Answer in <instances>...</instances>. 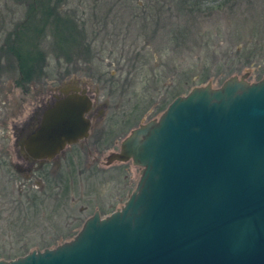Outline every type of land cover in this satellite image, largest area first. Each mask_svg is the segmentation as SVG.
I'll list each match as a JSON object with an SVG mask.
<instances>
[{"label": "rangeland", "instance_id": "374dc122", "mask_svg": "<svg viewBox=\"0 0 264 264\" xmlns=\"http://www.w3.org/2000/svg\"><path fill=\"white\" fill-rule=\"evenodd\" d=\"M184 1L61 0L66 4L64 15L75 13L86 22L94 57L73 58L78 65L61 57L58 66L54 52H49L44 69L49 76L41 75L24 89L15 83L14 58L2 60L0 260L55 248L72 240L95 213L104 218L120 209L134 190L140 169L131 162L107 167L105 157L117 152L134 129L158 120L176 97L208 83L219 88L233 76L246 75L250 83L264 78V51L256 43L258 39L264 45V0H230L220 10L209 7L224 0H207L202 14L190 13ZM31 2L0 0V45L23 20ZM35 2L37 6L41 1ZM53 31L51 23L43 52L52 48ZM38 39L42 36L31 40ZM71 82H80L104 104L106 141L59 172L50 173L53 166L48 165L29 177L19 174L18 124L35 103V90L50 87L53 92ZM93 155L98 162L89 165Z\"/></svg>", "mask_w": 264, "mask_h": 264}, {"label": "water", "instance_id": "95a60500", "mask_svg": "<svg viewBox=\"0 0 264 264\" xmlns=\"http://www.w3.org/2000/svg\"><path fill=\"white\" fill-rule=\"evenodd\" d=\"M88 109L85 98L57 103L28 153L53 159L87 137ZM114 161L141 169L120 209L0 264H264V78L192 88L134 129Z\"/></svg>", "mask_w": 264, "mask_h": 264}, {"label": "trees", "instance_id": "16d2710c", "mask_svg": "<svg viewBox=\"0 0 264 264\" xmlns=\"http://www.w3.org/2000/svg\"><path fill=\"white\" fill-rule=\"evenodd\" d=\"M38 0H32L28 3L27 8L23 11L25 13L23 20L18 24L17 30L12 36H9V42L6 43V53L14 58L17 63L18 78L15 82L16 85L22 89L33 81L41 79V75L49 76L45 73L44 69L47 67V57L49 52H54L56 64L60 66V58L63 57L68 64L78 65L77 61H72L73 58H88L94 57V50L92 41H87L88 36L85 29V24L75 13H71L73 16H66L63 11L65 3H61V0H54L51 4V0H47L46 3L40 0V5L36 6ZM207 0H185V5L189 7V12H197L202 14ZM218 2L219 0H214ZM230 0H224L220 4H213L210 9L214 7L220 10L221 6L229 4ZM179 8V6H178ZM181 8H183L181 6ZM64 10H66L64 8ZM182 10V9H181ZM35 14V15H34ZM34 16V18H31ZM36 20V23H31ZM95 20V19H94ZM93 22V20H91ZM52 23L54 31L52 33V45L51 51L42 50L43 39L45 37V31ZM42 36V40H36L33 42L32 38H39ZM260 49L264 51V45L258 42ZM34 47L32 50L31 48ZM77 72V71H76Z\"/></svg>", "mask_w": 264, "mask_h": 264}, {"label": "flooded vegetation", "instance_id": "af4514ba", "mask_svg": "<svg viewBox=\"0 0 264 264\" xmlns=\"http://www.w3.org/2000/svg\"><path fill=\"white\" fill-rule=\"evenodd\" d=\"M17 27L18 24L16 25V29H14V31L8 33L5 42H3L0 45V66L2 65V60L6 63L7 61L8 62L10 61L9 58L11 56H9L5 52L7 49L6 43L9 42V36H12L15 33ZM12 61L14 63V66L17 68L18 66L17 63L14 60ZM16 81L17 79L15 80V82ZM79 85L80 82L64 83L53 92L51 91L52 88L50 87L45 88L44 92H42V88H37L35 90L36 93L35 96H37V98H35V103L33 104L32 108L28 110L26 118L22 119L18 124V161H19L18 173L19 174H22L25 177H29L33 171L37 169L44 170L45 166L48 165L53 166L52 170H49L50 173H52L53 171L55 173L59 172L62 169V167L66 166L67 168L68 163L70 161H74L76 163L79 162L80 159L79 156L92 155L93 153L96 152L97 148L99 147V144H102L104 141H106L105 126L103 124L106 119L105 113L103 111L104 104L97 103V98L91 95L89 91H87V89ZM84 98L89 103V109L83 115L84 119L89 122L87 137H85L84 139H80L79 141H77L72 145H67L66 147H64L62 151H60L57 155H55L53 159H46V158L34 159L28 153L26 149V144L29 138L36 131H38V129L41 128L45 114L49 110L54 108L55 105L59 102L65 101L67 99H72L73 101H81L84 100ZM119 151H120V147L117 152L108 153V155L105 157V163H104L105 165H107V167H112L114 163H119L117 161H114L108 164V158L112 154L118 153ZM97 162L98 159L96 158L95 155H93V159L89 165H92ZM128 162L132 163V161H128ZM89 165H86V167ZM132 165L134 164L132 163ZM139 178H140V173H139Z\"/></svg>", "mask_w": 264, "mask_h": 264}]
</instances>
